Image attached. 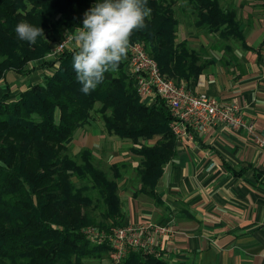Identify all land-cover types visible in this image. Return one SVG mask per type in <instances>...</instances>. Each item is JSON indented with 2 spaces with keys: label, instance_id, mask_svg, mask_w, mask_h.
Instances as JSON below:
<instances>
[{
  "label": "trees",
  "instance_id": "1",
  "mask_svg": "<svg viewBox=\"0 0 264 264\" xmlns=\"http://www.w3.org/2000/svg\"><path fill=\"white\" fill-rule=\"evenodd\" d=\"M96 2L0 0V82L10 72L51 70L18 100L0 99V264H100L110 257L109 235L127 225L122 184L135 183L140 194L162 203L156 189L177 155L170 128L174 119L163 100L143 102L125 60L84 94L72 67L76 49L47 58L83 26L85 11ZM147 7V26L133 33L131 44L142 45L165 78L178 85L195 84L214 63V50L233 58L235 44L251 49L238 10L227 0H147ZM178 12L190 18L194 29L223 44L209 41L197 49L179 40L183 22ZM22 20L40 26L44 38L35 44L20 40L15 27ZM98 120L104 136L133 144L131 155L141 160L137 166L122 160L106 164L105 170V152L71 149L76 135L87 134ZM132 168L137 174L130 176ZM89 231L104 241L92 242ZM120 264L173 263L132 252Z\"/></svg>",
  "mask_w": 264,
  "mask_h": 264
},
{
  "label": "crops",
  "instance_id": "2",
  "mask_svg": "<svg viewBox=\"0 0 264 264\" xmlns=\"http://www.w3.org/2000/svg\"><path fill=\"white\" fill-rule=\"evenodd\" d=\"M227 1L238 10L241 29L251 49L235 44L233 58L232 54L224 56L214 50V63L191 88L227 104L243 106L245 117L255 124L254 135L261 138L264 0ZM68 47L75 49L74 43ZM50 71L8 73L7 79L0 82V99L18 100L31 85L44 82ZM96 132L91 129L78 138L79 149L99 152L105 138ZM110 139L114 147L127 141ZM156 141L154 138L148 144ZM176 153L156 189L161 204L140 194L138 186L122 193L126 224L153 222L170 227L174 233L171 238L165 237L162 250L173 264H264V149L245 131L218 127L195 140H177ZM118 162L113 159L110 165ZM100 264L111 262L105 260Z\"/></svg>",
  "mask_w": 264,
  "mask_h": 264
},
{
  "label": "built area",
  "instance_id": "3",
  "mask_svg": "<svg viewBox=\"0 0 264 264\" xmlns=\"http://www.w3.org/2000/svg\"><path fill=\"white\" fill-rule=\"evenodd\" d=\"M71 43L73 41L67 37L49 57L61 54ZM128 52L139 96L147 104H153L157 98L163 100L174 119L170 128L177 140H195L197 136H206L211 128L225 127L236 132L245 131L250 138L254 137L259 148L264 149V137L254 135L255 124L245 117L243 106L227 104L208 94L195 92L186 83L178 85L166 79L158 63L140 44H131ZM173 233L170 227L153 222L127 224L109 235L110 258L114 264H120L130 253L144 252L164 259L162 244L165 237L171 238ZM88 235L94 243L104 241L102 235L93 231Z\"/></svg>",
  "mask_w": 264,
  "mask_h": 264
},
{
  "label": "clouds",
  "instance_id": "4",
  "mask_svg": "<svg viewBox=\"0 0 264 264\" xmlns=\"http://www.w3.org/2000/svg\"><path fill=\"white\" fill-rule=\"evenodd\" d=\"M151 14L147 0H97L85 11L82 27H75L68 37L76 51L73 70L81 91L89 94L104 79L105 73L116 72L127 58L134 32L146 28ZM15 32L18 38L35 44L44 38L43 29L20 21Z\"/></svg>",
  "mask_w": 264,
  "mask_h": 264
},
{
  "label": "rangeland",
  "instance_id": "5",
  "mask_svg": "<svg viewBox=\"0 0 264 264\" xmlns=\"http://www.w3.org/2000/svg\"><path fill=\"white\" fill-rule=\"evenodd\" d=\"M179 13V17H180V20L183 22L180 30H179V40H182L183 38H189V43L191 45L192 48H197L199 49L203 43L205 45H208L209 44V41H212V43H216V44H223L222 42L218 41V39H210L207 35L203 34L202 32H199L198 30L194 29L192 26H191V23L189 24V17L185 16V17H181L184 16L183 14L180 15V12ZM188 32H190L191 34H188ZM204 36V40L202 37ZM67 49L69 47H66ZM129 52L127 53V58L125 59V62H127V66H126V69L128 72H131V65H130V58L128 56ZM48 59H53L55 58V56H52V57H47ZM135 81V79H134ZM91 129H94L96 130L97 132L96 133H101L103 134L104 130H103V124L101 121H96L95 124L91 127ZM90 129V130H91ZM86 135V134H85ZM81 136H84L82 134H77L72 145H71V149L74 150L75 152H78L80 149V147L78 146V143H76V140L78 138H80ZM103 137L105 138L103 140L104 142V145L103 147L100 149V151L98 153H101V152H105L102 155V160L104 162V169L106 170V167H108V165H110V161H113L116 160L117 162L118 161H122V160H127L128 162H136V165H138V162L140 163V159L138 158H135L134 156L131 155V152L129 150V148L133 145L130 141H124V142H118V144L115 145L116 148H118V153L115 152V147L113 145V142L111 141L110 138L112 137H107V136H104ZM119 141V139H117ZM130 142V143H129ZM112 144V145H110ZM151 144V143H149ZM83 149V148H82ZM114 155H117V156H114ZM110 160L108 163L107 161ZM101 162V161H100ZM108 164V165H106ZM132 174L136 175L137 173L135 172V170L132 168L131 170V173H130V176H132ZM127 184V181L122 184L121 188V196H122V193L127 189V190H131L133 189L134 187H136L135 183H131L129 182L128 186L126 185ZM127 188H126V187ZM164 226V225H163ZM109 246V245H108ZM110 247V246H109ZM110 250H111V247H110ZM109 256H110V252H109ZM110 258V257H109ZM109 258L107 260H109ZM111 259V258H110ZM166 261L170 262L169 260H167V258L165 257L164 258ZM97 263L96 261H85L84 264H95Z\"/></svg>",
  "mask_w": 264,
  "mask_h": 264
}]
</instances>
